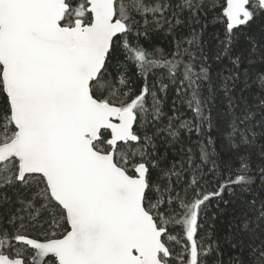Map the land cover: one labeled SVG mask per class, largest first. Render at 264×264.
<instances>
[{"label":"snow or ice","instance_id":"6c2138e0","mask_svg":"<svg viewBox=\"0 0 264 264\" xmlns=\"http://www.w3.org/2000/svg\"><path fill=\"white\" fill-rule=\"evenodd\" d=\"M0 264H264V0H0Z\"/></svg>","mask_w":264,"mask_h":264}]
</instances>
